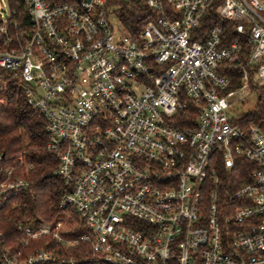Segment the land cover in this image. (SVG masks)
Returning <instances> with one entry per match:
<instances>
[{
	"label": "built area",
	"instance_id": "1",
	"mask_svg": "<svg viewBox=\"0 0 264 264\" xmlns=\"http://www.w3.org/2000/svg\"><path fill=\"white\" fill-rule=\"evenodd\" d=\"M17 1L22 15L11 0L0 11V69L46 120L53 175L72 186L60 208L84 232L19 223L0 264L55 261L29 249L43 236L85 243L104 264H264V113H229L264 93V0H146L156 17L137 39L110 26L109 0ZM210 10L223 25L198 31ZM190 112L194 125L178 128ZM239 157L248 180L223 192L218 165L229 174ZM28 187L0 169V212Z\"/></svg>",
	"mask_w": 264,
	"mask_h": 264
},
{
	"label": "trees",
	"instance_id": "2",
	"mask_svg": "<svg viewBox=\"0 0 264 264\" xmlns=\"http://www.w3.org/2000/svg\"><path fill=\"white\" fill-rule=\"evenodd\" d=\"M167 9L166 0H160ZM18 12L24 13V6L17 0H11ZM108 10L113 14L120 27L132 38L137 39L146 25L155 20V13L146 5V0H109ZM20 15V16H21ZM210 20V22H209ZM27 24V18L20 19ZM208 24H221L210 10L198 31H207ZM228 32L229 27H226ZM0 169H14V176L29 183L27 191L9 199L0 212V247L17 249L19 232L17 224L33 221L36 224L53 225L64 220L72 228L70 236L79 237L84 230L77 214L71 208H60L61 197L71 192L72 186L60 177L53 175L58 167L57 153L47 150L48 135L46 120L29 106L24 94L23 84L15 73L0 69ZM257 108L247 113L243 119L258 121L264 113V93L258 95ZM194 112L176 116L174 124L178 128L194 125ZM176 119V122H175ZM178 120V121H177ZM173 123V120L171 121ZM18 157H22L30 169L20 166ZM252 166L243 158L236 160L229 174L217 168L224 192L240 187L248 180ZM44 249L57 256L52 262L42 264H104L92 257L87 244L79 243L72 249L55 245L49 236H43L30 242L29 249Z\"/></svg>",
	"mask_w": 264,
	"mask_h": 264
},
{
	"label": "rangeland",
	"instance_id": "3",
	"mask_svg": "<svg viewBox=\"0 0 264 264\" xmlns=\"http://www.w3.org/2000/svg\"><path fill=\"white\" fill-rule=\"evenodd\" d=\"M6 8L7 6L5 0H0V11L5 12ZM108 21L110 26L114 30L121 29L117 18L113 14L108 16ZM2 87H4V83L0 81V89ZM243 98L244 100H242V103L239 102L238 104H235L234 106H232V108H230V115L237 117L239 114H246L255 111V106L257 103V94L246 91V93L243 95Z\"/></svg>",
	"mask_w": 264,
	"mask_h": 264
}]
</instances>
